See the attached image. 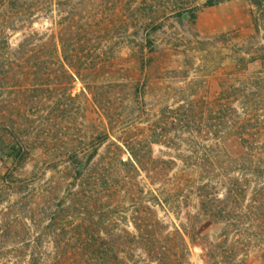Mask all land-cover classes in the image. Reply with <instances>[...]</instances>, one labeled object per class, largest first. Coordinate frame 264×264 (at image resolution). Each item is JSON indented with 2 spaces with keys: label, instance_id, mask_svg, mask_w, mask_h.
<instances>
[{
  "label": "rangeland",
  "instance_id": "1",
  "mask_svg": "<svg viewBox=\"0 0 264 264\" xmlns=\"http://www.w3.org/2000/svg\"><path fill=\"white\" fill-rule=\"evenodd\" d=\"M80 1L55 0L25 27L41 41L36 83L20 77L19 31L0 48V264H264V173L243 175L228 208L215 181L202 177L196 197L180 159L219 148L264 164L255 6ZM63 51L81 78L64 75ZM181 178L174 214L158 199H175Z\"/></svg>",
  "mask_w": 264,
  "mask_h": 264
},
{
  "label": "trees",
  "instance_id": "2",
  "mask_svg": "<svg viewBox=\"0 0 264 264\" xmlns=\"http://www.w3.org/2000/svg\"><path fill=\"white\" fill-rule=\"evenodd\" d=\"M224 0H206L205 6H214L217 5ZM252 5L255 6L257 10V16L253 18V24L257 28L258 21L260 19H264V0H249ZM55 0H0V48L7 49L8 48V34L9 32L19 31L22 35V39L19 42L18 50L23 52V55H18L17 57L20 60H23V64L29 67L27 72H23L20 74L21 79L36 83L39 75V67L37 61L39 60V56L37 54L40 46L39 34L36 31L33 32H24L25 27L34 22V18L37 16L38 12L42 7H52ZM82 3V0L80 1ZM188 17L191 19L195 18V14L192 11L186 12ZM75 14V13H74ZM181 15V14H180ZM74 17V16H73ZM82 17L79 16V22L76 29L77 32H84L85 24L82 22ZM100 26L99 24L96 25ZM84 40V39H82ZM82 40L78 43L79 46H82L80 43H87V40L82 42ZM64 46V44H63ZM17 50V51H18ZM30 51L29 55L25 56V51ZM61 60H59V64L61 66L62 72L69 80H74L75 77L81 78L80 66H78L79 58H77L74 54L69 56L65 51ZM25 56V58H23ZM9 60H11L8 53ZM23 58V59H22ZM15 92H20V95H25L26 92L30 91L31 88L26 86V84H21L19 86H15ZM35 91V90H31ZM241 137V136H239ZM217 148V147H216ZM19 150V148H17ZM8 155H15L16 148L9 147L7 148ZM216 155L212 156H196L192 155L195 153L194 151H190L189 153L183 155L180 159L182 164L191 169L197 176H195V180L193 182V187L196 191V197L198 196L197 189L201 187L202 177L206 180L207 183L215 181V183H219L218 185L223 189L224 196L226 201L230 202V205H226V207H230L232 205L239 204V191L241 190V186H239V180L244 175H258V173H264V164L260 163L259 160H256V157L253 155H249L250 152L245 151V153L241 154L238 157H233L229 153H225L221 151L219 148ZM97 150L94 149L91 154L88 156V161H91L96 155ZM214 152V153H215ZM249 162V163H247ZM206 177V178H204ZM203 181V180H202ZM205 183V184H207ZM203 184V185H205ZM185 184L184 180H177V190L175 193V199L172 197H159V201L161 200L164 207L171 210L174 214L178 213V195L180 191L183 190ZM199 186V187H198ZM193 192V191H192ZM178 194V195H177ZM221 202L222 199L218 198ZM222 212L223 209H220ZM233 215V214H232ZM238 215V214H237ZM227 226L230 225L225 222ZM159 225V224H157ZM153 225V235H164L161 227ZM183 229L185 230V226L183 225ZM95 231V234L99 233ZM141 230H137L136 233H140ZM186 231V230H185ZM88 235V232H85ZM147 251H153V248H144ZM186 252H188L187 248H184ZM189 263V262H188Z\"/></svg>",
  "mask_w": 264,
  "mask_h": 264
}]
</instances>
